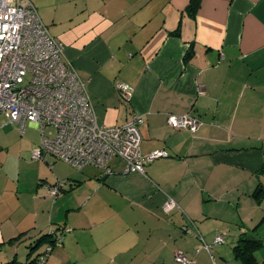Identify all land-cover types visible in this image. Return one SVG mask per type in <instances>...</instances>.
<instances>
[{
    "label": "crops",
    "instance_id": "0c3cea01",
    "mask_svg": "<svg viewBox=\"0 0 264 264\" xmlns=\"http://www.w3.org/2000/svg\"><path fill=\"white\" fill-rule=\"evenodd\" d=\"M35 1L98 123L122 126L139 114L143 153L169 157L145 174L120 158L109 175L75 171L31 156L42 133L30 139L35 125L22 131L0 116V264L26 263L29 246L61 226L46 264H179L180 254L191 264H242L233 251L241 234L264 243V192L255 195L264 189V0ZM120 83L132 89L128 100ZM170 115L199 127L174 129ZM63 180L73 186L57 198L43 186ZM169 200L177 207L166 213ZM218 235L224 242L208 252ZM257 254L264 264V248Z\"/></svg>",
    "mask_w": 264,
    "mask_h": 264
},
{
    "label": "built area",
    "instance_id": "2783aa9c",
    "mask_svg": "<svg viewBox=\"0 0 264 264\" xmlns=\"http://www.w3.org/2000/svg\"><path fill=\"white\" fill-rule=\"evenodd\" d=\"M117 88L125 100L131 97L129 85L120 83ZM0 116L22 131L27 125L40 129L42 143L33 151L34 158L51 155L77 171L94 167L109 175L111 161L120 158L127 163V172L145 174L146 165L169 157L165 150L143 153L140 127L144 119L139 114L122 126L98 123L86 86L67 61L62 42L43 23L33 0H0ZM168 123L192 133L199 127L197 119L176 115H170ZM47 127L55 129L54 136L46 135ZM63 185L64 181L43 184L54 198ZM176 207L169 200L164 211L170 213ZM57 240H62L61 235ZM223 242L218 235L204 248L210 252ZM176 261L189 263L182 254Z\"/></svg>",
    "mask_w": 264,
    "mask_h": 264
},
{
    "label": "trees",
    "instance_id": "16d2710c",
    "mask_svg": "<svg viewBox=\"0 0 264 264\" xmlns=\"http://www.w3.org/2000/svg\"><path fill=\"white\" fill-rule=\"evenodd\" d=\"M194 10H195L194 3L191 4L187 8V12L191 16H194ZM188 55L190 56L191 53H188ZM45 156H44V158H45ZM263 171H264V167L262 168V172ZM67 186L72 187L73 184L70 181H64L62 192L60 194H62L64 192L65 187H67ZM263 190L264 189L262 188V185L259 186L258 189H257V192L255 193V195L262 194L264 192ZM183 229L185 231H188V232L190 231L189 230L190 227L188 225L183 226ZM66 232H67L66 227L65 226H61V227L57 228V230H55V231L54 230L48 231L45 235L41 236V238L35 240L29 246V249H30V252H29V255H28V259L29 260H27V262L24 263V264H46L48 259L51 256L53 248L63 241L64 234H66ZM60 235L62 237V240L58 241L57 237L60 236ZM214 239H215V237H214ZM214 239H213V241H214ZM202 240H203V238H202ZM213 241L211 243H206L204 241L205 242L204 244H212ZM263 247H264L263 241H261L259 239L252 238L249 235H247L246 233H243V234L240 235L239 240L237 241L236 245L233 247V251H234L235 257L238 260H240L242 262V264H260V262L258 260V254L257 253ZM49 248H50V250H49ZM212 250H210V252ZM186 258H188V257H186ZM188 260H189L188 264H191V261H190L189 258H188ZM13 264H16V263L14 262Z\"/></svg>",
    "mask_w": 264,
    "mask_h": 264
},
{
    "label": "rangeland",
    "instance_id": "374dc122",
    "mask_svg": "<svg viewBox=\"0 0 264 264\" xmlns=\"http://www.w3.org/2000/svg\"><path fill=\"white\" fill-rule=\"evenodd\" d=\"M33 3L35 4H37V2L34 0L33 1ZM35 4V5H36ZM28 126H30V125H27V127ZM47 132L48 133H52L53 132V129H51V128H49L48 130H47ZM28 134L31 136L30 137V139H36V140H40L41 141V132H40V130L38 129H36V131H33V129H32V131L31 132H28ZM40 145V144H39ZM39 147V146H38ZM18 148V147H17ZM34 151V150H33ZM31 156H32V152H31ZM70 168V167H69ZM72 170V169H71ZM73 170H74V168H73ZM76 171V170H75ZM264 248V247H263Z\"/></svg>",
    "mask_w": 264,
    "mask_h": 264
}]
</instances>
